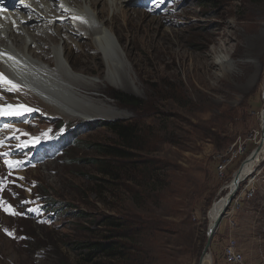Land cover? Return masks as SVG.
<instances>
[{
  "label": "rangeland",
  "instance_id": "rangeland-1",
  "mask_svg": "<svg viewBox=\"0 0 264 264\" xmlns=\"http://www.w3.org/2000/svg\"><path fill=\"white\" fill-rule=\"evenodd\" d=\"M128 1L129 27L146 21L147 9L159 32L139 44L132 41L130 49L117 42L126 83L104 78L105 57L98 48L95 59L70 51L72 61L66 62L73 73L100 84L84 93L108 101L86 102L99 109L97 116L83 121L38 109L7 116L6 139L0 140V202L14 203L16 215L0 208V264H79L82 258L67 243L102 240L109 232L126 236L120 240L126 244L135 237L136 255L148 250V263L200 262L210 210L241 166L236 162L222 178L216 156L239 138L253 140L262 126L264 54L256 58L247 37L264 29V0H152L153 10L146 7L151 0ZM114 20L116 29L126 30L123 9ZM220 30H226L231 54L217 53L209 40ZM115 90L133 94L141 104L121 103L112 96ZM7 105L16 107L10 97H0V106ZM114 120L137 128L140 150L122 148L105 125ZM65 134L73 138L67 144ZM89 144L114 146L128 157L107 159L112 166L107 174L100 168L103 156ZM257 146L249 141L251 150ZM234 202L206 264H222L231 239L246 264H264V183L252 197ZM50 203L58 211L47 210ZM109 216L118 226L103 224Z\"/></svg>",
  "mask_w": 264,
  "mask_h": 264
},
{
  "label": "bare ground",
  "instance_id": "bare-ground-1",
  "mask_svg": "<svg viewBox=\"0 0 264 264\" xmlns=\"http://www.w3.org/2000/svg\"><path fill=\"white\" fill-rule=\"evenodd\" d=\"M49 1L32 0L30 5L35 7V10L28 7L25 23L19 29L9 26L6 29L7 32H0V73L19 86L15 91H7L6 86L0 83V97H10L15 102V108L23 106L32 111L41 110L49 116L89 121L85 118H94L98 114L93 112L99 109L86 102L91 100L100 105H107L108 101L99 97L101 102H98L94 96L84 94L90 90H97L96 84H100L95 79L73 73V68L66 66V62L69 63L71 60L70 51L76 55L87 53L95 59L100 56V53H97L100 40L103 44L106 66L104 78L107 76V80L124 84L128 81L125 76L127 70L123 66L124 57L118 50L117 42L126 49H130L132 41L139 44L142 38H150L159 30L155 25V18L149 19L148 16L152 15L147 9L144 19L146 21L139 19L135 28H130L131 21L126 14V9L124 10L125 5L129 3L128 0H62V3L50 1L48 4ZM146 7H151L153 10L156 6L151 0ZM122 9L127 19L126 30L116 29L117 23L114 20L120 16ZM69 16L82 17L83 22L74 18V21H71ZM58 17H69V19L62 21ZM222 31L215 33V36L209 40L215 44L217 53L231 54L227 46L226 30L223 31L224 33ZM4 35L9 36L11 40L6 41ZM125 38H127V43L124 46ZM247 44L251 47L252 54L256 58H261L264 54V29L259 31L256 37H247ZM242 46L240 45V48ZM127 56L131 57L128 52H126ZM81 58L83 63L90 62L88 57ZM226 61L222 56L219 64L224 65ZM18 75L21 76V80L17 79ZM101 87L99 86L100 89ZM8 92L10 94H7ZM261 115L262 126H260L258 136L264 146V107ZM256 156L258 157V154ZM256 156L254 160L244 165L242 180L251 173L257 159ZM235 188L236 180L233 179L223 187L224 194L210 210L209 229L225 210ZM209 262H211V256L206 255L202 264Z\"/></svg>",
  "mask_w": 264,
  "mask_h": 264
},
{
  "label": "trees",
  "instance_id": "trees-1",
  "mask_svg": "<svg viewBox=\"0 0 264 264\" xmlns=\"http://www.w3.org/2000/svg\"><path fill=\"white\" fill-rule=\"evenodd\" d=\"M112 96L124 104H141V101L138 99V97L124 91L115 90ZM105 125L111 132L116 134L122 144L123 149L140 150L142 148L143 141L138 136V130L133 124L125 121L114 120L105 122ZM67 136L66 142L72 139L70 134H67ZM92 147L93 145L89 144L88 148ZM93 148H95V150L103 156L104 159L99 161L100 168H102L103 172L107 174H109L108 170L110 171V168L112 167L107 159L114 157H128V153H126V151L119 150L114 146L98 145V148L95 146ZM96 164L99 165L98 163ZM110 173L112 174L111 171ZM152 178L153 177L150 179ZM103 224L110 228L113 226H118V223H116L111 216L106 217L103 221ZM119 226L121 229L125 227V225H122V223H120ZM123 239L128 238L126 236L116 235L115 233L109 232L103 236L102 240L93 239L68 242L67 246L72 251H74L78 257L80 256L82 258V261L79 264H152L147 262L151 258L146 255L149 252L148 250H146L144 253L143 250L139 249L142 252L143 257H137V247H135L134 241L135 237L132 239L130 244L120 241ZM101 260L106 261L101 262Z\"/></svg>",
  "mask_w": 264,
  "mask_h": 264
},
{
  "label": "built area",
  "instance_id": "built-area-1",
  "mask_svg": "<svg viewBox=\"0 0 264 264\" xmlns=\"http://www.w3.org/2000/svg\"><path fill=\"white\" fill-rule=\"evenodd\" d=\"M255 135L256 138L253 137L254 141L252 139L242 140L241 138H239L235 143H233V145L230 146L229 149H227V151L216 156L218 162V176L224 178L226 176L228 168H230L238 161H241L242 165L245 159L255 151L257 147L253 148L252 150L249 148V141H252L253 144L257 145H259L260 143V141L255 140L259 135V131H255ZM260 183H264V146H262V148L258 152V157L256 159V162L254 163V167L251 173H249L241 181L239 189L233 200L235 201L234 205H238L237 202L242 196L252 197L257 188V184ZM211 264L215 263L212 261ZM222 264H246L245 257L240 251L237 241H235L234 239H231L229 241L224 250Z\"/></svg>",
  "mask_w": 264,
  "mask_h": 264
},
{
  "label": "water",
  "instance_id": "water-1",
  "mask_svg": "<svg viewBox=\"0 0 264 264\" xmlns=\"http://www.w3.org/2000/svg\"><path fill=\"white\" fill-rule=\"evenodd\" d=\"M264 131V130H263ZM262 148V144H261V141L259 143V145L257 146V148L255 149V151L245 159L244 163L239 167V169L233 174V180H236V188L234 189V192H233V195L231 197H229V200H228V203L225 207V210L218 216V218L216 219L215 223L213 224L212 227H210L209 229V232L207 234V243L205 245V248L203 250V253L201 255V258H200V262L199 264H202V261L204 259V257L207 255V253L209 252L210 250V247L212 245V241H213V238H214V235L215 233L217 232V230L219 229L221 223H222V220L223 218L226 216L235 196H236V193L239 189V186L241 184V174H242V169L244 167V165L250 161V160H254L255 156L258 154V152L260 151V149Z\"/></svg>",
  "mask_w": 264,
  "mask_h": 264
},
{
  "label": "snow or ice",
  "instance_id": "snow-or-ice-1",
  "mask_svg": "<svg viewBox=\"0 0 264 264\" xmlns=\"http://www.w3.org/2000/svg\"><path fill=\"white\" fill-rule=\"evenodd\" d=\"M61 7H63V5H61ZM73 18L80 19L83 22L82 17H73ZM0 83H3V85L6 86L5 90L7 91H15L19 87L13 81L8 80L6 77H4L2 73H0ZM31 111L32 109L24 108L23 106H20L19 108H14L12 105H7V107L0 106V116H12V115L20 116V115H23L24 112H31ZM9 208H5V211H8ZM33 211L35 210L33 209ZM12 214H15V213L13 212Z\"/></svg>",
  "mask_w": 264,
  "mask_h": 264
}]
</instances>
